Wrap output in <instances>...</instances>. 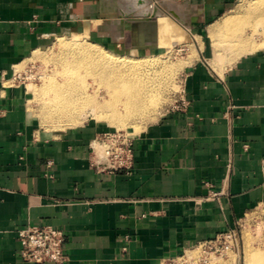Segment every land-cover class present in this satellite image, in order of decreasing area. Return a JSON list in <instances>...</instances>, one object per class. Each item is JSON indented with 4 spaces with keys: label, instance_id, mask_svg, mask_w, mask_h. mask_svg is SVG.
<instances>
[{
    "label": "crops",
    "instance_id": "1",
    "mask_svg": "<svg viewBox=\"0 0 264 264\" xmlns=\"http://www.w3.org/2000/svg\"><path fill=\"white\" fill-rule=\"evenodd\" d=\"M192 1L179 19L133 17L119 0H0V264H34L22 259L18 236L34 224L65 232L62 264H160L264 205V50L214 65L212 42L196 41L176 94L187 106L135 137L131 172L93 164L104 130L46 133L28 107L29 89L8 84L60 34L140 56L210 37L236 6Z\"/></svg>",
    "mask_w": 264,
    "mask_h": 264
},
{
    "label": "rangeland",
    "instance_id": "2",
    "mask_svg": "<svg viewBox=\"0 0 264 264\" xmlns=\"http://www.w3.org/2000/svg\"><path fill=\"white\" fill-rule=\"evenodd\" d=\"M156 1L158 2V4H160L159 6L157 5ZM191 1L192 0H169V2L168 0H139V1L138 0H128L130 4V10H127L123 4L124 1L119 0L120 5L122 7V11L126 14L129 12L128 15L131 14L130 16H133V17H137V16L145 17V16H151V15L156 16L157 14L164 12V13H169V14L171 13L173 16L179 19L186 16L187 12L190 10L189 5ZM258 2L264 3V0H236V6L231 11H228L227 15L234 14L235 12H237L236 9L242 3L252 4V3H258ZM165 4L166 5L168 4V5L166 6ZM259 8H258L259 11H256V13L259 12L260 14H262V12H264L263 11L264 4L260 6ZM242 17L240 16V18L244 20V17L243 18ZM248 18H251V24L246 25V26L244 25V28H246L244 29V32H246V34H250L251 30H253L254 32L255 31L254 28L256 26H259L258 28L257 27L256 28L259 30L260 33L259 32L254 33L255 35L257 34L256 36L255 35L254 36L257 40H259V38L260 39L263 38L264 37V24L261 26L258 25V23H256L257 21L255 22V15L248 17ZM252 24L254 25L252 26ZM212 26L209 29L210 37L207 36L206 34H204L203 37L196 36L197 40H193L192 38L185 40L182 45L168 48V50L164 49V50H158L154 52H146V53L141 54L140 56H135V57H140V58L142 57V59H145L144 61L146 63L144 62L143 64L144 66L142 65L140 67L141 69H145L146 71L151 70L150 72L154 74H155V71H157L156 75L154 76L156 77L157 80H154L155 79L154 77L151 78L150 81L152 83L150 84V81H149V85L151 86L152 89L150 88V86L149 88L151 89L152 94H154V96L156 95V98H157L156 100L158 103L156 104L154 109H149L145 114H142V115L137 114V115H134L135 117L134 116L128 117L125 123L116 124L110 121L105 116L100 117L96 115L95 111L92 110L91 107H86L85 109L86 111H84V113L80 117L81 123L62 125L59 127L57 125V127H55L54 124L56 125V123L57 124H60V123L59 122L52 123L50 121L52 123L51 124L47 120L48 117L44 119L45 117L43 116L44 112H42V110L44 109L42 107L43 106L42 104H44V101L40 97V94L37 92L36 88L37 86H40L45 82V78L43 76H46V75L54 76V77L57 76L56 78L59 81L63 79L62 75L59 73V71H62L63 68L61 64L57 62L60 56H63L65 54L67 56L68 54L66 52V48H63L64 46L63 43L59 39L65 38L70 41L81 39L85 41L86 43H88V41L85 40L79 34H60L58 35L49 47L45 48L42 51L40 50L36 51L24 64L20 65L18 67V73H17L18 75L20 74V76L15 79L13 78L11 81H8V84H12L14 86L21 85L25 88V90L32 88L30 87L31 85L33 86L35 93L30 91L31 93L28 95V99H29L28 107L30 108L31 112L35 114V118L38 120L40 127L46 133L54 134V135H61L67 132L68 130L72 129L73 127H80L82 125L90 124L92 126H98L100 129L104 131L109 130V129L126 130L136 137L142 134L147 126L157 121L164 112H166L168 109H171L177 103L176 94L181 89L183 69L185 65L189 63L195 55H198L196 41L202 44L204 42L206 46H208L209 43L213 42L212 44L214 46V60H213L214 65L221 63L225 58H227V55L229 56V59L231 60V59L238 57L241 54L248 53L246 51H240V52L237 51L236 53L235 50H231V48L228 47V44L224 46H220L217 49L215 47L214 41L211 38ZM257 36L258 37L261 36V37L258 38ZM95 46L99 49H101L102 47V46L100 47L99 45L97 46V44ZM191 47H192V50L190 49ZM179 48H184V49L180 50ZM149 62H151V64H149ZM87 83H89V87H90L89 91L93 92L94 85L95 84L97 85V82H94L93 78L89 76L87 77ZM100 93H101L99 96L100 100H104L105 98L107 99L109 97L106 92L105 86L101 87ZM105 94H106V97H105ZM119 108L122 111H124L122 106H119ZM42 116H43V119H42ZM43 120H45L46 122H44ZM234 228H236L239 233V244L234 245L233 247H231L230 250H226L224 247V244L223 243L221 244L219 242L220 244L214 243L215 245L213 247L214 253H212L211 257H209L208 254L206 253H202V248L200 247L195 248V246L190 248V250L188 251V254L193 255L194 257L200 258V261L197 262V264H246L245 262L246 254L245 253L248 248H264V205H260V206H257L249 210L247 214L239 221L237 226ZM216 247H219V249L217 250ZM207 249L211 251L208 247ZM160 264H175V263H170L168 261H165L164 263H160Z\"/></svg>",
    "mask_w": 264,
    "mask_h": 264
},
{
    "label": "bare ground",
    "instance_id": "3",
    "mask_svg": "<svg viewBox=\"0 0 264 264\" xmlns=\"http://www.w3.org/2000/svg\"><path fill=\"white\" fill-rule=\"evenodd\" d=\"M123 1L125 8L130 10L128 0ZM156 3L158 6L160 5L157 1ZM263 4V2L242 3L238 8L236 7L237 12L226 15V17L216 22L211 28V38L214 41L215 47L218 49L220 46L228 44V47L231 50H235L236 53L237 51H246L248 53L263 51L264 37L260 39L259 37L261 36H257L259 38L257 40L255 38L257 34H254L259 32L257 29L259 26L254 28V32L251 30L250 34L244 32V29H246L244 25L251 24V18L248 17L255 15V22L257 21L256 23L260 26L264 24V12L262 14L256 13V11H259L258 8ZM240 16H243L244 20ZM59 40L63 43V48H66L68 54L67 56L66 54L60 56L57 62L63 68L62 71H59L63 79L59 81L56 78L57 76L46 75L43 76L45 82L43 81L44 83L40 86L36 85V90L44 101V104H42L44 109H41L44 112V114L42 113L45 116L44 119L48 117L47 120L49 122H59L60 124H54L55 127L57 125L59 127L81 123L80 117L86 111V107H91L96 115L100 117L105 116L116 124L125 123L130 116L142 115L149 109H154L158 102L156 95L152 94L149 81L156 75L157 71L154 74L150 72V69V71L141 69L140 67L144 64L145 59L118 54L101 46V49H99L95 46L96 44L91 42L86 43L81 39L70 41L61 38ZM89 76L93 78L94 82H97V85H94L93 92L89 91L90 87L89 83H87V77ZM154 78V80H157L156 77ZM102 86H105L109 96L104 100L99 99ZM30 87L32 88H29V91L34 92L33 86L31 85ZM119 106H122L124 111ZM43 121L46 122L45 120ZM245 254L246 264H264V248H248Z\"/></svg>",
    "mask_w": 264,
    "mask_h": 264
},
{
    "label": "built area",
    "instance_id": "4",
    "mask_svg": "<svg viewBox=\"0 0 264 264\" xmlns=\"http://www.w3.org/2000/svg\"><path fill=\"white\" fill-rule=\"evenodd\" d=\"M179 49L183 50L184 48ZM19 76L20 74H16L14 79ZM176 102L174 108L187 106L184 101ZM134 141L135 136L126 130L109 129L102 131L93 140V164L102 171L131 172L134 164ZM18 236L21 243V257L24 261L34 264H62L68 258L65 251L66 234L61 228L53 224L26 226L19 230ZM219 242L224 244L226 250L238 245L239 233L237 229L231 228L213 238L201 241L195 245V248H202V253L211 257L214 253V243ZM216 249L218 250L219 247ZM189 250L176 257L165 258L162 263L168 261L175 264H197L200 258L188 254Z\"/></svg>",
    "mask_w": 264,
    "mask_h": 264
}]
</instances>
